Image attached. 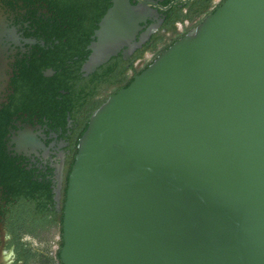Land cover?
Returning a JSON list of instances; mask_svg holds the SVG:
<instances>
[{"label":"water","instance_id":"1","mask_svg":"<svg viewBox=\"0 0 264 264\" xmlns=\"http://www.w3.org/2000/svg\"><path fill=\"white\" fill-rule=\"evenodd\" d=\"M111 3L83 76L148 16ZM77 148L61 264H264V0H225L108 97Z\"/></svg>","mask_w":264,"mask_h":264},{"label":"flooded vegetation","instance_id":"2","mask_svg":"<svg viewBox=\"0 0 264 264\" xmlns=\"http://www.w3.org/2000/svg\"><path fill=\"white\" fill-rule=\"evenodd\" d=\"M224 1L129 0L148 16L129 46L103 64L118 82L83 96L78 106L97 70L80 72L79 86L70 41L41 36L31 17L41 12L52 22L42 0H0V264H59L68 177L91 108Z\"/></svg>","mask_w":264,"mask_h":264},{"label":"trees","instance_id":"3","mask_svg":"<svg viewBox=\"0 0 264 264\" xmlns=\"http://www.w3.org/2000/svg\"><path fill=\"white\" fill-rule=\"evenodd\" d=\"M22 3L30 0H20ZM38 1V0H37ZM43 4L47 7L48 13L52 15V22L48 20H43L41 18L42 13H34L31 15L33 18H37L38 30L49 38L56 39H67L69 42V47L73 49V73L76 76L77 82L80 86L82 76L80 73V68L82 64L88 57V52L86 51L87 46L90 44L91 36L94 30L97 28V24L104 15V9L109 7L108 0H42ZM104 3V4H103ZM31 6V4H27ZM40 16V17H39ZM46 23V24H43ZM52 23H61L62 25H52ZM43 36V35H41ZM77 57L76 59L74 57ZM65 63V62H63ZM110 63L118 65V60L113 58ZM152 62L146 65L138 73L140 74L145 70ZM96 74L92 78V84L88 86L89 90L84 95L78 96V106L81 105L80 99L85 95L94 96L97 93L99 87L107 86L110 87L114 83L118 82L115 75L111 74L108 70L107 65H102L96 69ZM133 78L126 79L123 88L127 87ZM122 88H116L109 96H105L99 100L91 108L93 113L108 97L114 95L118 90ZM91 115V114H90ZM89 115V116H90ZM89 118L86 117V122L83 127V132L88 125ZM82 132V133H83ZM63 244L61 243V246ZM58 263H60L59 255L57 256ZM56 264V263H52Z\"/></svg>","mask_w":264,"mask_h":264},{"label":"rangeland","instance_id":"4","mask_svg":"<svg viewBox=\"0 0 264 264\" xmlns=\"http://www.w3.org/2000/svg\"><path fill=\"white\" fill-rule=\"evenodd\" d=\"M19 11H21V12L19 13V14L21 15L23 10H22V9H19Z\"/></svg>","mask_w":264,"mask_h":264}]
</instances>
